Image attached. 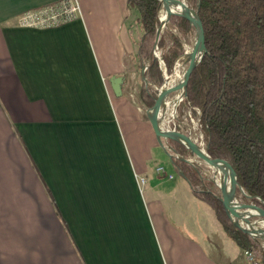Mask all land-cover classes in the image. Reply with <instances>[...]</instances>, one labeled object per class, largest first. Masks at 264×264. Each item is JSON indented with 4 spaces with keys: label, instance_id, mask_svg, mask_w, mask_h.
<instances>
[{
    "label": "crops",
    "instance_id": "0c3cea01",
    "mask_svg": "<svg viewBox=\"0 0 264 264\" xmlns=\"http://www.w3.org/2000/svg\"><path fill=\"white\" fill-rule=\"evenodd\" d=\"M60 1L0 0V264H251L185 178L148 174L135 10L75 0L66 23L18 25Z\"/></svg>",
    "mask_w": 264,
    "mask_h": 264
},
{
    "label": "trees",
    "instance_id": "16d2710c",
    "mask_svg": "<svg viewBox=\"0 0 264 264\" xmlns=\"http://www.w3.org/2000/svg\"><path fill=\"white\" fill-rule=\"evenodd\" d=\"M205 25V54L189 76L183 107L198 118L206 148L231 163L244 193L236 190L239 201L264 207V0H186ZM136 12L141 35L134 55L149 84L141 90L143 103L150 108L163 81V67L153 56L154 37L159 21V0H126ZM174 25L185 37L194 26L181 16ZM157 47L170 74L176 58L184 51L170 26L160 34ZM182 113V112H181ZM180 113V114H181ZM174 145L173 141H169ZM179 154L185 153L178 151ZM214 158V157H212ZM214 159L225 163L221 158ZM197 198L208 204L226 234L243 250H253L264 264V247L247 233L230 224L221 211V201L198 170L187 161L171 158ZM219 195V194H218Z\"/></svg>",
    "mask_w": 264,
    "mask_h": 264
},
{
    "label": "water",
    "instance_id": "95a60500",
    "mask_svg": "<svg viewBox=\"0 0 264 264\" xmlns=\"http://www.w3.org/2000/svg\"><path fill=\"white\" fill-rule=\"evenodd\" d=\"M159 2H160V6H159V11H160L162 0H159ZM179 7L180 8L177 11H170L164 20H161L159 17L160 24L157 27L156 32H155L153 56L159 60L160 65L163 67L164 81L159 87L154 86V88L156 90V95L154 97V103L150 108H148V109L153 110V116L152 117L149 116L148 119L150 121V124L152 126V129L156 135V138H157L159 144L161 145V147H164L162 140H161V134L159 132V128H158L157 123L159 121L158 116H159V111H160V107H161V102L164 98L169 97L171 100V103H172V110H171V117H170V120H171L170 121V128H171L172 134L169 137V139L173 141L176 149L187 154V155H189V156H193V157L207 158V157L211 156L214 158L218 157V158L223 159L227 165V169H228L229 173L231 175H233L231 192L236 194V190H238L242 195L247 196L244 193L241 186L239 185V183L237 181V176H236L235 171H234V168L231 165V163L228 161V159L225 158L224 156L218 154V153H215V152L208 150L206 147L204 148V147H201V146L193 143L190 140V138H188V141H186L185 138L188 137L187 134L182 132L177 125V113H178L180 105L175 103L174 99L172 98V91H173V87H174V82L171 79V77L175 73L178 61L185 55L186 47L191 45V60L188 62L187 67L185 68V70L183 72V78H182L183 79V91H184V95H183L182 100H184L187 96L186 87H187V82H188L189 76L192 73L195 66L200 62V60L202 59V57L206 51L205 46H204L205 25H204L203 20L201 19L198 12L194 8H192L190 6H188V7L179 6ZM173 15L181 16V17L188 19L190 21V23L194 26V36H193V40L189 44L185 39L180 38V36L176 34V36L179 38V40L183 44L184 51L181 55H179L176 58V60L174 62L173 70L170 74H168L161 57L155 51V46H157L161 32L169 27L168 22H169L171 16H173ZM194 22L198 23L197 29H195ZM198 42L200 43V47L202 48L200 54H197V50H196V44ZM144 67L147 68V65L145 64L142 66V68H144ZM145 69H142V79H143L145 86H148L149 82L144 75ZM121 82H122V78L120 76H116V77H113L111 79V86H112V89L116 95L121 94V90H120ZM178 158L183 159V160H185L191 164V162L189 160L184 159L183 157H178ZM209 172L212 176H215V177L218 176V178H220L222 181L223 194L221 197L218 196V199L221 201V211H222L224 218L230 224L235 226L237 229L247 233L252 238L258 239L260 241H264V230L263 229L245 226L239 220H237L234 217V215L227 209V204L232 205V198H231V194L229 193V190H228L227 181L225 179L221 178V175L217 174L213 165H211L209 167ZM210 180L213 182L212 179H210ZM238 205H239V209H242L244 206H247L248 208L255 209L259 212H264V207H259L255 204L251 203V202H242Z\"/></svg>",
    "mask_w": 264,
    "mask_h": 264
},
{
    "label": "bare ground",
    "instance_id": "6f19581e",
    "mask_svg": "<svg viewBox=\"0 0 264 264\" xmlns=\"http://www.w3.org/2000/svg\"><path fill=\"white\" fill-rule=\"evenodd\" d=\"M179 6H184L188 7L183 2H179L177 0H162L161 3V8H160V13L159 17L161 20H164L167 16V14L170 11H177L179 10ZM195 24V29L198 28V23L194 22ZM201 47L200 43L198 42L196 44V50L197 54H200L201 52ZM191 60V47L186 48V53L185 55L178 61L176 70L174 75L171 77V79L174 82V87L172 91V98L174 99L175 103L178 105L183 101V72L185 68L187 67L188 62ZM171 110H172V103L169 97L164 98L161 102V107L159 111V116H158V128L159 132L161 134V139L162 143L164 145V149L168 152H173V148L169 143H167L168 138L171 136V128H170V117H171ZM147 116L152 117L153 116V110L152 109H147ZM189 136L186 139L188 141ZM201 158V157H199ZM203 162L208 165L209 167L211 165L214 166L215 171L217 174L221 175V178L225 179L227 181L228 185V190L229 193L231 194L232 198V205L227 204V209L234 215V217L239 220L242 224L245 226H250V227H256V228H261L264 230V212H259L255 209L248 208L247 206H244L242 209H239V203L235 199V194L231 192V185L233 182V175H231L227 169L226 163L220 162L211 156L207 158H201ZM192 165L196 166L197 161L195 160V157H190L188 159ZM206 174V173H205ZM207 175V174H206ZM208 176V175H207ZM208 178L213 180V183L215 186L219 189L220 191V197L223 194V187H222V181L220 178L215 177V176H208ZM257 215V218H254L253 216Z\"/></svg>",
    "mask_w": 264,
    "mask_h": 264
},
{
    "label": "rangeland",
    "instance_id": "374dc122",
    "mask_svg": "<svg viewBox=\"0 0 264 264\" xmlns=\"http://www.w3.org/2000/svg\"><path fill=\"white\" fill-rule=\"evenodd\" d=\"M177 1L183 2L186 5L190 6L186 2V0H177ZM159 13H160V11H159ZM173 16H175V15H173ZM173 16H171V18ZM171 18H170V20L168 22V25L170 26L171 32H173L175 34V36H176V34L179 35L180 38L185 39L190 44V42L193 40L194 30H193V32L191 34H189V35H187L185 37L181 36V34L177 30L176 26L174 25V22H173L174 20L173 19L171 20ZM133 28L134 29H132L131 31H132V33L133 32L135 33V37H136V39H138L139 38V32L141 33L138 24L135 23V25H134ZM163 31H165V30H163ZM181 44H182V42H181ZM182 46H183V44H182ZM188 47H191V45L188 46ZM183 49H184V47H183ZM155 51L160 56L161 50L157 46H155ZM145 64L146 63H144V65ZM142 69H141V72H142ZM143 86H144V82L142 81L141 87H143ZM153 90H155L154 87H153ZM153 90L151 89V91H153ZM179 105H180V107H179V110H178V113H177V125H178L179 129L182 132H184L185 134H187V136L190 137V140L193 143H195V144H197V145L205 148L206 147V144L204 142L203 136L201 135V133L199 131L198 118L195 117V116H193V115H191L190 112H189V110H187L185 107H183V101H181V103ZM169 141H170V139L168 138L167 143H169L171 145V147L174 150L173 152H168L163 147H161V145L159 144V142H158V140H157V138L155 136V142H156V146L157 147H155V148L152 149V151H151V153H152V159L149 160L148 163H147V164H149V167H148V169H149V171H148L149 176L150 175H151V177H155L156 176V177H159L160 179H164V177L167 176V175L169 176V178H171L170 175L172 176V178H174V177L175 178H177V177L178 178L179 177L182 178V176L180 174H176L175 173V169L173 167H172L173 168L172 170H173V173L174 174L173 173L172 174H169V171H171L170 168L172 166V164H171V158L183 157L184 159H187L188 160L191 156H189L187 154H184V155L179 154V152H178L179 150H177L176 147L173 144H171ZM195 160L197 161L196 166H194V165H192L190 163L189 164L193 168H195L196 170H198L200 176L202 177V179L205 182H207V181L212 182L210 180V178H208V176H211V174L209 172V166L206 165L203 162V160L201 158H199V157H195ZM159 167H162V168L161 169H158ZM137 178H138V180H139V182L141 184H144V180L146 179L144 176H141V177L138 176ZM141 179H143V181ZM210 189H212L214 191V193H215L216 196H219L220 195V191L215 186L214 183L210 186ZM235 199L237 200V202L239 204L241 203V201L238 200L236 194H235ZM253 217L254 218H257L258 216L257 215H254ZM256 240L258 241V243H260L262 245V247H264V241H260L258 239H256ZM254 254H255V252H254ZM255 256L257 257V254H255Z\"/></svg>",
    "mask_w": 264,
    "mask_h": 264
},
{
    "label": "built area",
    "instance_id": "2783aa9c",
    "mask_svg": "<svg viewBox=\"0 0 264 264\" xmlns=\"http://www.w3.org/2000/svg\"><path fill=\"white\" fill-rule=\"evenodd\" d=\"M79 15V5L75 0H61L60 2L22 12L17 18V23L22 27L47 28L66 23ZM179 174H181L180 170ZM170 177L172 176L170 175ZM141 180L143 181V179ZM244 254L251 264H259L252 250H244Z\"/></svg>",
    "mask_w": 264,
    "mask_h": 264
}]
</instances>
